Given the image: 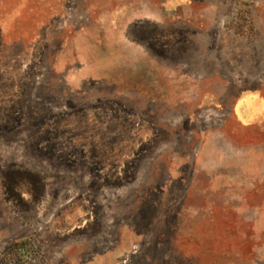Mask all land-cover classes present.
Masks as SVG:
<instances>
[{
    "label": "rangeland",
    "instance_id": "374dc122",
    "mask_svg": "<svg viewBox=\"0 0 264 264\" xmlns=\"http://www.w3.org/2000/svg\"><path fill=\"white\" fill-rule=\"evenodd\" d=\"M0 264H264V0H0Z\"/></svg>",
    "mask_w": 264,
    "mask_h": 264
},
{
    "label": "bare ground",
    "instance_id": "6f19581e",
    "mask_svg": "<svg viewBox=\"0 0 264 264\" xmlns=\"http://www.w3.org/2000/svg\"><path fill=\"white\" fill-rule=\"evenodd\" d=\"M250 109V108H249ZM250 111V110H249Z\"/></svg>",
    "mask_w": 264,
    "mask_h": 264
}]
</instances>
